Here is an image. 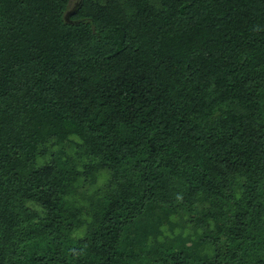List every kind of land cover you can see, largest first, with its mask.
<instances>
[{
	"label": "trees",
	"instance_id": "obj_1",
	"mask_svg": "<svg viewBox=\"0 0 264 264\" xmlns=\"http://www.w3.org/2000/svg\"><path fill=\"white\" fill-rule=\"evenodd\" d=\"M0 264H264V0H0Z\"/></svg>",
	"mask_w": 264,
	"mask_h": 264
},
{
	"label": "rangeland",
	"instance_id": "obj_2",
	"mask_svg": "<svg viewBox=\"0 0 264 264\" xmlns=\"http://www.w3.org/2000/svg\"><path fill=\"white\" fill-rule=\"evenodd\" d=\"M78 1H79V0H72V3H73V4H76ZM105 177H106V175L103 176V178H105Z\"/></svg>",
	"mask_w": 264,
	"mask_h": 264
}]
</instances>
